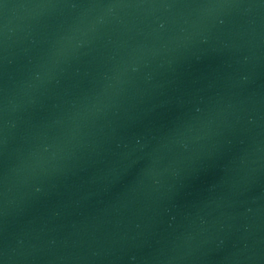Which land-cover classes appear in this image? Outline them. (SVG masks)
<instances>
[{
    "label": "water",
    "instance_id": "95a60500",
    "mask_svg": "<svg viewBox=\"0 0 264 264\" xmlns=\"http://www.w3.org/2000/svg\"><path fill=\"white\" fill-rule=\"evenodd\" d=\"M0 264H264V0H0Z\"/></svg>",
    "mask_w": 264,
    "mask_h": 264
}]
</instances>
